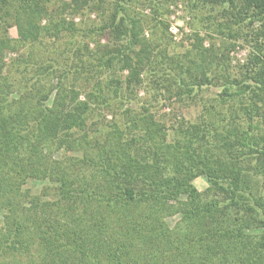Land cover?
<instances>
[{"label":"trees","instance_id":"1","mask_svg":"<svg viewBox=\"0 0 264 264\" xmlns=\"http://www.w3.org/2000/svg\"><path fill=\"white\" fill-rule=\"evenodd\" d=\"M147 1L158 13L161 0ZM184 1L194 11H216L223 39L205 51L199 42L189 65L172 60L164 67L162 61L157 76H145L155 80L153 88L162 86L168 101L219 91L194 120L168 126L145 108L124 126L115 122L100 135L95 155L87 120L92 100L111 106L109 90L98 81L81 100L79 90L63 86L62 76L47 85L39 75L30 93L13 100L0 58V264H24L21 257L34 246L41 264H264V128L253 118L264 103V0ZM49 2L20 1L23 42L77 31L64 17L50 18ZM9 3L0 0V23ZM43 18L49 21L42 24ZM124 22L121 17L115 31L127 45L105 51L96 66L100 74L122 62L129 73L110 84L116 97L125 85L132 101L145 82L149 46L140 42L135 20L130 27ZM241 36L251 49L234 72L230 50ZM9 46L0 31V50ZM128 49L132 55L124 56ZM228 104L232 118L221 128L218 108ZM63 147L84 155L56 159ZM201 176L209 182L204 191L194 184ZM36 181L50 183L42 195L26 185ZM26 195L29 206L21 208ZM175 213L180 219L172 227L167 218Z\"/></svg>","mask_w":264,"mask_h":264},{"label":"rangeland","instance_id":"2","mask_svg":"<svg viewBox=\"0 0 264 264\" xmlns=\"http://www.w3.org/2000/svg\"><path fill=\"white\" fill-rule=\"evenodd\" d=\"M20 1L10 0V3L5 5V14L0 23L1 35L9 39L12 45L0 50V58H3L6 65L4 74H7L8 82L11 84L10 91H13L10 95L15 97L13 100H18L24 94L30 93L33 90V81L39 75L45 77L42 82L47 81V85L59 83V78L62 76L63 86L68 91L79 90L81 100H86V93L97 89L98 85L101 84L103 90H109L105 100L107 99L111 106L98 105V99L92 100L94 110L87 120V129L85 130L88 138L92 140L91 155H95L98 143L104 141L103 137H100L102 132L107 133L111 130L115 122L124 126L127 120L136 117L145 108H149L156 119L165 122L168 126H172L175 121L181 119L194 120L200 113L205 100L209 96H215L219 91L216 88L205 89L204 96L200 94L195 101L185 98L168 101L164 94L158 90L162 86L155 89L153 88L155 80L146 78V76H157L156 73H160L162 61L164 67L171 66L172 60H182L183 64L189 65L190 59L198 57L195 47L200 49L199 42L201 43L203 40V48L200 50L205 51V49L210 48L212 42L217 47L223 36L216 30L218 23L222 21L216 11L210 12V9L206 8L194 11L190 3L184 0H161L160 8L156 14L147 0H50L44 5L48 8L50 18L54 20L64 17L75 23L77 31L63 32L57 38L42 34L38 41H33L29 37L30 40L23 42L18 24L20 15L24 20V13L19 5ZM121 17L125 19L123 27H130L132 19L137 22L138 38L140 42L149 46V53H147V57L150 56L149 66H146L142 74V76L146 74L145 82L139 88V96L133 98L132 101L129 100L130 97H126L129 94L124 93L125 85L118 93L120 97H116L114 88L110 84L112 79L115 81L124 80L125 75L129 73L128 70L121 69L122 62H115L114 69L100 74L96 66L98 56L103 55L105 51L107 52L115 46L127 45L128 38L125 35L123 37L118 35L115 31V26L117 27ZM48 19L43 18L42 24H46ZM111 22L115 24H111ZM196 33H199L198 37L195 36ZM240 34L243 35L244 32L241 31ZM242 37L235 42L230 50L231 63L232 66H235L232 70L234 72H240L238 67L245 63L247 54L251 49L248 42ZM139 47L141 45L138 44ZM207 52L210 53L209 50ZM123 53L124 56L126 54L132 55V50H125ZM222 68H214V71L221 72ZM148 91L149 94H147ZM147 96V100H144ZM132 97L134 96L132 95ZM259 104L261 105L260 110L253 113V118L256 123H261L262 128H264V103L260 102ZM231 107L228 104L224 108H218L219 118H221L218 122L221 128H225L227 123H230L231 112L234 109H230ZM126 110L130 111L126 112ZM239 112L240 122L244 124L245 120L242 117L244 111ZM228 125L230 126V124ZM132 136L133 134L129 135V138ZM71 154L84 155L83 151L74 152L63 147L54 152V157L56 159L61 157L62 159V157H68ZM49 184L36 181L26 185L30 189L34 186L33 192L42 195L43 186ZM194 184L201 191H204L209 182L201 176L194 180ZM27 202H29L28 195L20 197L21 208L23 203L29 206ZM179 219L180 214L175 213L168 217L167 221L170 226L174 227ZM21 259L24 264L31 259H37V264H41L35 246L30 252H26Z\"/></svg>","mask_w":264,"mask_h":264}]
</instances>
